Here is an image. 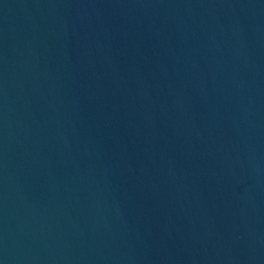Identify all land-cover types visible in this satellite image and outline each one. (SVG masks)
I'll use <instances>...</instances> for the list:
<instances>
[{
	"label": "water",
	"instance_id": "obj_1",
	"mask_svg": "<svg viewBox=\"0 0 264 264\" xmlns=\"http://www.w3.org/2000/svg\"><path fill=\"white\" fill-rule=\"evenodd\" d=\"M0 264H264V0H0Z\"/></svg>",
	"mask_w": 264,
	"mask_h": 264
}]
</instances>
